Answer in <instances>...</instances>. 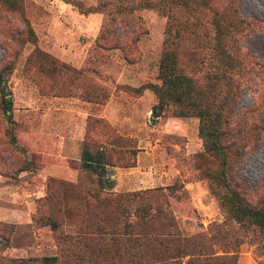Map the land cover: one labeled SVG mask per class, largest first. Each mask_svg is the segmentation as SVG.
<instances>
[{
	"label": "rangeland",
	"instance_id": "obj_1",
	"mask_svg": "<svg viewBox=\"0 0 264 264\" xmlns=\"http://www.w3.org/2000/svg\"><path fill=\"white\" fill-rule=\"evenodd\" d=\"M80 1L86 7L101 4L102 10L86 14L64 0H25L39 46L59 62L85 67L79 77L39 71L25 22L0 4V264L62 255L68 242L60 244V233L87 234L88 208L96 201L91 193L101 183L81 167L85 141L110 160L102 174L108 194L159 188L166 196L160 203L168 201L184 236H217L218 254L228 245L236 264H264V239L228 219L204 172L214 163L202 152L199 118L155 117L157 97L142 88L159 83L165 6H141L158 0ZM208 1L210 7L190 11L178 4L171 15L201 25L192 37L196 43L211 39L215 10L239 22L231 49L239 67L227 113L229 177L248 201L262 204L264 0ZM194 46L189 42L185 49ZM93 48L105 54L104 66L88 60ZM5 94L12 101L18 144L3 110ZM53 211L59 234L37 221Z\"/></svg>",
	"mask_w": 264,
	"mask_h": 264
},
{
	"label": "trees",
	"instance_id": "obj_2",
	"mask_svg": "<svg viewBox=\"0 0 264 264\" xmlns=\"http://www.w3.org/2000/svg\"><path fill=\"white\" fill-rule=\"evenodd\" d=\"M64 1L86 14L102 10L101 4L86 7L80 0ZM0 4L20 14L25 22V40L33 45L31 61L39 71L46 75L72 73L76 77L86 74L85 67L74 68L59 62L39 46L38 36L27 16L25 0H0ZM178 4L186 11L210 7L208 0H158L146 1L141 5L153 8L165 6V12L169 13L158 67L159 83L151 82L142 88H149L157 97L152 111L155 117L170 115L182 120L199 118V137L204 147L202 152L208 161L214 163L207 166L204 172L226 216L242 228L258 232L264 239V203L248 201L229 177L232 157L227 144V113L234 96L232 75L239 67V61L231 49L239 22L225 12L215 10L211 20V39L207 42L197 40L196 43L192 37L199 33L201 25L173 17L172 8ZM189 42L196 46L186 50ZM97 48L90 49L87 58L97 61L95 67L98 63L104 66L101 58H106L105 54ZM205 49L209 51L208 56L203 54ZM2 102L10 123L11 140L18 144L12 101L5 94ZM109 164L110 160L101 147L84 142L81 167L89 176L95 175V181L101 183V187L91 193L96 201L88 208L86 235L59 234L60 223L56 218L57 212L53 211L37 221L58 233L62 240L60 244L68 242L62 255L9 259L6 264H236L235 254H228L231 247L226 245L223 254H218L214 249L217 236L204 233L184 236L168 201L160 203L159 198L166 196L159 188L115 196L108 194L102 174ZM93 207L98 212L93 211Z\"/></svg>",
	"mask_w": 264,
	"mask_h": 264
}]
</instances>
